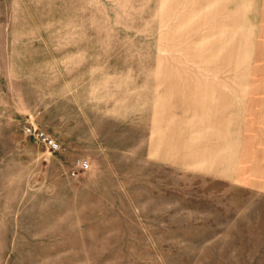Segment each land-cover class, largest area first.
Masks as SVG:
<instances>
[{
    "label": "rangeland",
    "instance_id": "374dc122",
    "mask_svg": "<svg viewBox=\"0 0 264 264\" xmlns=\"http://www.w3.org/2000/svg\"><path fill=\"white\" fill-rule=\"evenodd\" d=\"M0 264H264V0H0Z\"/></svg>",
    "mask_w": 264,
    "mask_h": 264
},
{
    "label": "built area",
    "instance_id": "2783aa9c",
    "mask_svg": "<svg viewBox=\"0 0 264 264\" xmlns=\"http://www.w3.org/2000/svg\"><path fill=\"white\" fill-rule=\"evenodd\" d=\"M23 131L27 136L34 137L37 141L45 145L53 152L60 149V145L46 131L34 126H24ZM77 164L83 170H87L89 168V163L87 161H78Z\"/></svg>",
    "mask_w": 264,
    "mask_h": 264
}]
</instances>
